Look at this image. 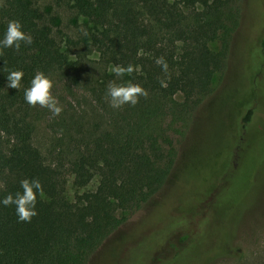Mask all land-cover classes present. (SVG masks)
<instances>
[{
    "label": "trees",
    "instance_id": "obj_1",
    "mask_svg": "<svg viewBox=\"0 0 264 264\" xmlns=\"http://www.w3.org/2000/svg\"><path fill=\"white\" fill-rule=\"evenodd\" d=\"M241 1L0 0V37L9 20L17 19L32 41H21L18 50L0 48V199L20 191V181L26 178L39 179L45 194L43 199L37 197L36 215L28 222L18 221L14 205H0V264H98L107 251H113L117 259L124 237L193 164L186 156L182 166H177L170 132L174 129L185 135L197 108L212 95L211 78L226 66ZM52 2H65L93 24L88 49L79 53V59L95 51L104 65L132 66L133 71L121 78L105 71L101 83L85 87L88 101L82 102L84 96L77 98L70 126L62 121L67 141L57 152H43L34 134L36 118L44 108L28 105L24 89L37 71L51 74L54 81L74 71V63L59 49L53 32ZM215 39L220 46L211 50L208 42ZM260 46L264 49V31ZM160 57L167 63L166 72L156 63ZM11 70L23 71L18 89L5 88ZM109 82L137 83L147 96L138 97L135 105L113 109L106 96ZM241 98L234 106L237 112L226 152L243 129L238 157L242 161L256 108L249 106L248 95ZM198 146L192 144L188 153ZM238 167L229 159L220 182ZM68 177L78 188L93 179L96 185L68 200L64 194ZM209 204H202L184 227L169 228L167 241L154 250L153 264L176 258L193 244L195 221L204 217ZM144 208L148 210L144 218L108 243L128 219L118 215V210L131 214ZM141 242L137 237L132 244Z\"/></svg>",
    "mask_w": 264,
    "mask_h": 264
},
{
    "label": "rangeland",
    "instance_id": "obj_2",
    "mask_svg": "<svg viewBox=\"0 0 264 264\" xmlns=\"http://www.w3.org/2000/svg\"><path fill=\"white\" fill-rule=\"evenodd\" d=\"M51 6L55 11L52 25L55 38L59 49L74 63V71L61 80L55 79L50 90L62 106L59 115L53 116L42 107L44 110L36 118L34 142L43 152H57L60 144L67 141L62 121L66 120L65 124L70 126L71 110H75L78 103L76 99L84 96L86 101L82 102L86 103L85 87L95 81L101 83L102 74L105 71L112 74L114 67L101 63L95 51L79 59V53L88 49L86 42L94 30L93 24L77 15L65 2L57 5L52 2ZM263 31L264 0H242L239 24L229 38L226 66L211 78L212 95L197 108L192 126L185 135L174 129L170 132L177 148V166H182L186 156L193 164L181 173L179 183L159 199L148 216L145 208L131 214L117 211L128 219L108 243L146 217L124 237L125 245L117 249L116 253H120L117 259L113 251H107L98 264H153L154 250L167 241L169 228L184 227L202 204L204 207L209 203L204 217L195 221L193 244L183 248L176 258H165L160 264H264V49L260 46ZM219 46L218 39L208 42L211 50ZM256 83L259 88L254 90ZM243 94L248 95L249 106L256 110L242 153L245 158L241 161L238 157L243 129L228 152L226 149L237 112L234 106L244 99L241 98ZM174 99L178 101L180 97ZM198 132L199 138L195 140ZM192 144L199 146L188 153ZM229 159L233 167H238L239 161L240 165L223 183L219 179ZM95 185L93 179L78 188L68 177L64 194L72 200L75 194L92 190ZM213 195L215 198L211 202ZM137 237L143 242L133 245ZM185 242L192 241L185 239Z\"/></svg>",
    "mask_w": 264,
    "mask_h": 264
},
{
    "label": "clouds",
    "instance_id": "obj_3",
    "mask_svg": "<svg viewBox=\"0 0 264 264\" xmlns=\"http://www.w3.org/2000/svg\"><path fill=\"white\" fill-rule=\"evenodd\" d=\"M31 44V37L23 31L22 23L17 19L9 20L7 26L0 37V48L9 47L18 50L20 42ZM156 63L161 66L163 71H167V63L162 57L157 58ZM117 78L126 74H131L132 66H115L111 69ZM23 76L22 70H11L6 75V87L18 89ZM54 85V78L51 74L37 71L30 80L29 86L24 89V101L30 105H39L47 108L53 116L59 115L62 106L58 103L56 97L50 91ZM106 96L109 98L110 107L120 108L125 104L135 105L138 97H146L147 92L141 85L131 82L115 83L109 82L106 87ZM45 196L39 179H23L20 181V191L15 195L8 194L0 199V205H14L18 221L28 222L31 217L36 215L37 197L43 199Z\"/></svg>",
    "mask_w": 264,
    "mask_h": 264
}]
</instances>
